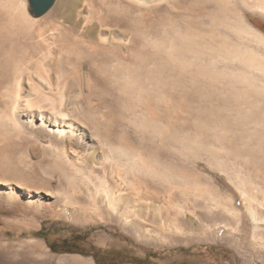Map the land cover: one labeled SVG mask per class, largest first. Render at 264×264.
I'll return each instance as SVG.
<instances>
[{
    "label": "rangeland",
    "instance_id": "1",
    "mask_svg": "<svg viewBox=\"0 0 264 264\" xmlns=\"http://www.w3.org/2000/svg\"><path fill=\"white\" fill-rule=\"evenodd\" d=\"M21 1L37 24L45 23L61 2L54 0L40 15L31 0ZM21 1L0 0V264H97L92 256L54 253L46 240L33 235L43 228L56 241L92 232L90 240L97 248L113 251L111 264H133L131 260L152 255L156 258L151 264H264V221L256 231L242 195L246 180L264 185V96L240 77L247 73L257 79L258 72L219 57L217 43L208 36L215 30L264 58V42L249 35L238 37L214 22L217 16L240 22L239 14L264 35V15L250 4L231 2L224 10L214 0H203L208 16L199 21L196 12L201 0H183L193 15L178 17L175 26L203 29L198 38L191 37L195 44L190 48L183 47L184 42L190 43L187 40L173 41L161 32L140 34L138 25L128 19L129 30L136 32L132 40L143 48L123 51L122 72L116 64L118 54H91L78 33L59 39L51 54L37 40L26 39L27 30L37 26L27 28L16 18L13 9ZM156 28H161L157 22ZM32 56L33 71L38 60L39 72L49 81L39 93L24 76L20 86H15L20 94L15 112L5 90ZM33 78L38 82L35 73ZM62 84L63 104L59 99ZM55 107L71 114L77 123L87 124L97 148L85 162L76 157L92 153V148L75 145L66 157L58 156L43 147L41 140L48 138L42 129L29 124L32 116L39 123L43 119L53 124L49 117ZM40 108L43 113L37 111ZM13 114L19 117L23 132L8 120ZM169 125L171 137L165 132ZM122 143L146 157L154 155L162 166L172 163L179 171L188 168L203 176L207 191L189 186L186 196L180 193L185 189L183 181L176 180L177 198L187 217H194L187 207L196 203L209 213L220 210L211 193L215 189L220 192L221 211L231 215L225 212L232 200L239 217L215 224L195 223L186 229L188 235L172 238L158 236L151 226L152 233L144 235L104 201L95 207L104 197L101 183L114 181V164L107 160L113 152L108 147ZM258 199L264 201L260 192ZM255 208L264 216L262 207Z\"/></svg>",
    "mask_w": 264,
    "mask_h": 264
},
{
    "label": "bare ground",
    "instance_id": "2",
    "mask_svg": "<svg viewBox=\"0 0 264 264\" xmlns=\"http://www.w3.org/2000/svg\"><path fill=\"white\" fill-rule=\"evenodd\" d=\"M60 1V4L51 14L50 18L43 24H37L36 20L29 18L25 10L26 5L24 1H21L18 5L14 6L13 10L17 14L16 18H18L22 26L27 28H29V26H37L33 31L32 29L27 30L25 38L37 40L39 44L44 45L48 50V53L51 54V49L58 46L59 39L65 37L67 34L78 33V38L82 40V44L84 46L86 45L88 49H92L91 51L89 50L91 54L102 55L103 53L108 54L110 52L118 54V56L115 55L116 64L120 67L122 72L124 71L126 63L125 57L122 54L123 51L133 50L138 52V50L143 48V45L136 44L132 40V37L136 35V32L140 34L147 33L150 35H155V31H157V33L161 32L164 35L171 36L173 41L180 38L183 39L182 41L187 40V42L190 43L186 44L184 42L183 47L190 48L191 45L195 44V40L191 37L197 36L198 38V35L200 34L199 32H202L203 30H200L199 27L196 30H191V27L187 25H185V30H183L175 26L178 17L187 19L193 15V12L189 9V7L184 6L183 0ZM214 1L224 10L229 7L231 2H236L238 4L243 3L245 5L250 4L251 7H254L255 10L264 15V0ZM204 3L205 2L203 0L199 1V7L196 12L199 21L208 16ZM233 13H235V11ZM163 16L166 18H161ZM236 16L240 19V22H228V20L226 21L223 17L220 18L219 16L214 18V22L217 23V25L233 32L238 37L249 35L260 43L264 42L263 34L248 25V23H246L239 14H236ZM128 19L135 25H138L139 29L136 32L133 29L132 31L129 30L131 28L129 27ZM163 21H165V24H163ZM156 22L159 26H161L158 30L156 28ZM208 36H210L214 43H217L218 50L216 51L219 53V57L227 59L231 62H239L244 67L258 72L259 78L257 79L253 74L247 76V73L241 74L240 77L247 82H251L254 91L259 95L264 96V58L255 53V51L250 50L248 47L231 43L227 37L223 38L221 34L215 30H211L208 33ZM74 42L75 44L76 42L78 43L75 38ZM33 58L34 56L31 57V62L29 61L30 63L28 62L29 64L21 69L18 77H13V82L8 84V87L5 90V95L10 99L11 107L15 112H17L20 102V94L15 91V86H20L21 82H23L22 80L24 79V76H27V82H30L34 86L36 92L39 93L44 91L43 84L45 81H49L48 78L39 72L40 63L38 60L35 61L38 66L36 67V70L33 71L34 67L32 68L31 64L33 62ZM251 72L253 73V71ZM34 73L35 77H39L38 82L33 78ZM123 77L124 75L121 76V79ZM60 88H63L61 89L63 91H61V95L59 94V99L63 104L65 102V86L63 85V87L61 86ZM43 96L44 95H42V97ZM56 107L53 109L52 113H50L49 117V119L53 121V124H46L43 119H41V123H39L33 116L29 124L33 127L42 129V133L48 138L44 141L41 140L43 147L54 151L58 156L66 157L68 151L73 149V146L75 145L92 148V153L89 151L82 156L76 157L77 161L85 162V158H87L90 154H93L97 148L95 147V144L93 145V137L89 136L87 133V128L85 127L87 124L85 125V123H83L85 125L84 126L81 124V121H79L80 123H77L78 121L76 120V122L71 114L61 110L62 108L58 109ZM37 111L42 113L44 112L41 108ZM8 120L11 122L16 131L23 132L20 119L16 114ZM165 132L166 136L169 134L168 136L171 137L172 129L170 125L166 127ZM96 136H98V134ZM106 145L108 146V143ZM108 148L111 152H113L112 155L109 152L110 157H108L107 160L108 162L114 164L112 171V178L114 181L112 184H107V182L101 179L103 181L101 183L103 186V194L101 195L104 197L102 196L103 199H98V201L94 203L95 207L102 201L106 202L107 206H109L110 210H113L116 216H118V214H120V216L125 215L124 217H126L125 219H127L130 226L144 235L148 236L152 233L149 229V226H151L153 230L157 232L156 234L158 236L179 238V236L182 237L188 235L186 229L192 227L195 223L215 224L220 221L229 222L234 217H236L237 220V217H239L233 206L232 200H230V208L227 209V212H225L226 214L231 212V215L226 216L221 211L223 204L221 203L220 192L215 188V193L214 191L211 193L212 197L216 198L215 200L218 202L217 207H219L220 210L209 213L205 211V207L202 204L196 203L192 207H187L195 218L191 215L190 217H187L189 215H187L185 210L180 205V201L182 200H179V197L177 198V196L180 195V193L185 196L188 195L189 186H193L197 189L200 188L202 191H207L208 187L205 189L206 184L203 182V176L201 174L188 168H184L183 171H179V169L173 166L172 163L162 166L159 159L154 155L146 157L143 152L134 151V149L127 143H122L119 147L114 148L109 146ZM177 179H181L183 181L182 185L185 187L184 190H180V193L177 192L176 186H179L176 182ZM242 186H244L242 195L244 197L245 207L251 214L256 224L255 230L257 231L261 229L259 224L264 221V216H262L259 210L255 208V205H257L258 208L262 207L264 209V201L261 202L258 199L259 192L264 195V185L260 187L259 185H256V183H253L250 179V181L246 180ZM250 187L253 190H250ZM56 193L57 192L55 191V194ZM49 195H54V193H50ZM101 240L103 239L101 238Z\"/></svg>",
    "mask_w": 264,
    "mask_h": 264
},
{
    "label": "trees",
    "instance_id": "3",
    "mask_svg": "<svg viewBox=\"0 0 264 264\" xmlns=\"http://www.w3.org/2000/svg\"><path fill=\"white\" fill-rule=\"evenodd\" d=\"M92 232L77 233L71 237L64 238L60 241L52 240L50 232L44 228L37 233H33L35 237L46 240L50 249L56 254H81L84 256H92L97 264H111L115 262L112 250H102L97 248L90 240ZM156 256H146L145 258H136L130 262L133 264H151V260Z\"/></svg>",
    "mask_w": 264,
    "mask_h": 264
},
{
    "label": "water",
    "instance_id": "4",
    "mask_svg": "<svg viewBox=\"0 0 264 264\" xmlns=\"http://www.w3.org/2000/svg\"><path fill=\"white\" fill-rule=\"evenodd\" d=\"M31 3L33 8L41 15L52 7L54 0H31Z\"/></svg>",
    "mask_w": 264,
    "mask_h": 264
}]
</instances>
